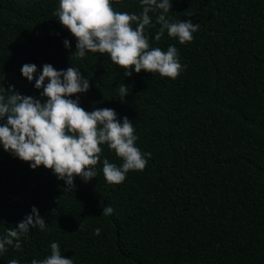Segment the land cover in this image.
Instances as JSON below:
<instances>
[{
  "label": "trees",
  "instance_id": "obj_1",
  "mask_svg": "<svg viewBox=\"0 0 264 264\" xmlns=\"http://www.w3.org/2000/svg\"><path fill=\"white\" fill-rule=\"evenodd\" d=\"M111 3L142 11L140 0ZM58 6L0 0V94L14 85L46 100L22 75L25 63L37 65L36 77L45 63L80 68L90 82L77 94L80 106L112 108L121 122L127 116L136 146L152 155L142 171L109 184L103 159L123 161L102 145L97 177L76 176L68 191L52 170L32 169L0 144V237L32 206L46 222L45 231L21 237L22 250L0 254V264L44 259L54 241L74 264H264V0H172L171 21L200 24L193 40L181 44L165 31L157 42L158 24L145 34L151 47H177L186 67L176 79L143 70L125 77L106 53L76 58V38L53 16ZM159 12L149 13L153 24ZM121 83L129 90L123 102ZM105 205L111 216L101 215Z\"/></svg>",
  "mask_w": 264,
  "mask_h": 264
},
{
  "label": "clouds",
  "instance_id": "obj_2",
  "mask_svg": "<svg viewBox=\"0 0 264 264\" xmlns=\"http://www.w3.org/2000/svg\"><path fill=\"white\" fill-rule=\"evenodd\" d=\"M140 4L142 11L136 14L115 11L111 0H59L53 16L76 38V50L72 53L76 58H84L88 52L106 53L114 64L124 69L125 77L132 76L133 70L136 73L143 70L176 79L186 67L180 62L177 47L169 45L166 51L151 47L146 26L160 25L155 35L157 42L167 31L169 37L178 38L184 44L193 40L200 24L191 19L171 21L167 13L172 0H140ZM157 10L160 12L153 24L149 13ZM64 46L70 48V41L65 39ZM21 73L29 82L35 79V88L43 89L40 96L46 100L21 95L14 90V85H9V95L0 94V144L4 151L29 162L32 169L42 165L52 170L58 179L65 181L68 191L75 188L76 176L86 183L97 177L96 165L103 153L101 146L105 144L123 161L117 166L103 159L102 172L109 184L122 183L130 170L142 171L146 167L147 158L152 154L136 146L138 136L127 116L121 122L112 108L86 111L80 106L77 94L90 89L89 79L80 68L70 66L57 70L45 63L36 77L37 65L25 63ZM128 93L125 83L118 85L122 102ZM74 95L76 98L72 99ZM113 213V207L103 206L101 215ZM37 227L45 231L46 222L32 206L30 214L0 237V254L9 246L22 250L21 237L26 238L30 229ZM100 232L97 228L94 234L99 236ZM50 248V255L33 259L31 264H74L71 258L62 255L58 242H52ZM7 264H20V261L10 259Z\"/></svg>",
  "mask_w": 264,
  "mask_h": 264
}]
</instances>
